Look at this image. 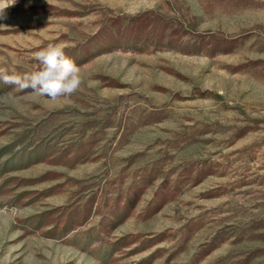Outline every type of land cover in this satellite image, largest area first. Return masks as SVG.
Listing matches in <instances>:
<instances>
[{
    "label": "rangeland",
    "instance_id": "obj_1",
    "mask_svg": "<svg viewBox=\"0 0 264 264\" xmlns=\"http://www.w3.org/2000/svg\"><path fill=\"white\" fill-rule=\"evenodd\" d=\"M49 44L71 96L18 83ZM0 264H264V0H14Z\"/></svg>",
    "mask_w": 264,
    "mask_h": 264
},
{
    "label": "clouds",
    "instance_id": "obj_2",
    "mask_svg": "<svg viewBox=\"0 0 264 264\" xmlns=\"http://www.w3.org/2000/svg\"><path fill=\"white\" fill-rule=\"evenodd\" d=\"M14 0H0V18L4 10ZM35 59L40 67L28 73L18 81L24 88L32 90L33 97H48L56 100L71 96L78 91L83 83L80 67L59 44H49L35 53Z\"/></svg>",
    "mask_w": 264,
    "mask_h": 264
}]
</instances>
